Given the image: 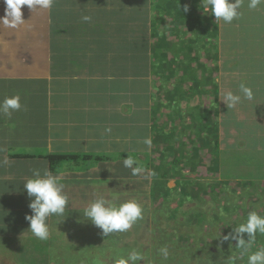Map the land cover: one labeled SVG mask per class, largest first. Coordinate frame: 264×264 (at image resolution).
Listing matches in <instances>:
<instances>
[{
	"label": "rangeland",
	"instance_id": "1",
	"mask_svg": "<svg viewBox=\"0 0 264 264\" xmlns=\"http://www.w3.org/2000/svg\"><path fill=\"white\" fill-rule=\"evenodd\" d=\"M112 1H117V4L113 5L116 10L126 11V18L130 21L128 25L135 23L139 28L138 31L132 32L130 28L127 31L123 30L122 33L128 36L118 38L116 35L113 40L111 33L120 19L119 15L118 18H112L115 14L105 15L104 19L95 21V25L101 26L110 36L109 39H104V47L110 55L109 47L117 46L119 52L123 51L121 52L122 60L127 67L132 68L133 65L130 63H137V70L142 73V77L146 73L150 79L156 99L154 102L156 106L160 105L156 110V118L160 123L155 126V131H164L163 134L167 138L162 140L163 143H155L164 147L161 150V158L164 160L161 166L166 163L169 154L176 153L175 156L179 155L180 162L179 167L173 168L179 171L177 175L181 174L184 177L174 175L168 179L159 178L158 181H163L162 186L169 189L167 197L156 199L151 187L149 199L146 202L137 200L143 197L144 188L138 185H134L136 190L132 187L130 191H126L124 188L122 192L128 195L125 201L137 200L143 207V217L128 231L114 232L109 236H104L102 230L87 220L83 213L84 209L99 196L111 200L113 197L120 198L123 195L122 193L120 196L119 191H115L111 184H105L104 187L99 185L102 190L94 186L90 191L81 185L82 179L73 180L76 183L69 185L73 201L70 202L68 197L64 216L52 215L48 219L49 236L46 240H40L31 234L30 223L24 226L22 212L26 205H14L13 235L5 233V228L1 229L3 233L0 235V264H114V258L127 256L133 250L140 251L145 257L140 264H231V258L234 256L238 257L236 264H247V254L241 255V250L236 247L237 241L234 239L225 241L223 237L233 234V229L246 220L249 212L257 211L264 214V167H256L261 158L260 138L257 144L255 139L251 138L249 147L238 148L235 145L233 149L231 145L236 144L237 130L231 128V135L226 132L224 120L227 117L223 116L222 108L225 105L223 90L231 83L226 77L230 73L220 68V60H215L214 55L221 54L219 38H216L217 42L214 41L215 39L210 41L206 39L205 45L208 46L201 49L199 42L193 43L197 40L195 34L199 28L198 24L203 25L197 17H191L189 14L175 17L177 11L174 15L173 11L161 14L160 7V11L154 9L150 13L154 15L148 23H145L142 18L131 21V8L135 4L120 3L125 0ZM136 1L140 3L141 0ZM155 1L151 0L149 6L152 7ZM186 1L189 3L186 5L190 11L194 0ZM137 6L148 8V5ZM197 6L202 15L207 12L211 14L210 10L204 12L201 0H197ZM24 7L28 8L26 5ZM105 9H109L108 6ZM137 13L141 17L146 14L140 12V9H137ZM27 17L32 19L34 16L24 12L25 21ZM158 17L163 19L159 23L161 37L168 42V45L162 47L164 52L162 56L165 54L171 62L170 65L167 63L168 67L164 69L155 66V58L159 57L160 50L159 43H156L158 36H153L155 35L154 22L158 20ZM155 18L157 20H154ZM79 23L85 24V21ZM257 25L259 30L254 31V38L259 39L264 35V18H259ZM81 31L99 33V28H83ZM136 38H143L144 47H140L138 51L131 48L130 53H127L126 47L129 43L126 40L133 41ZM189 40L191 44H188ZM261 41L263 42V38ZM191 45L194 47L192 51L189 50ZM210 45H213L211 51H209ZM170 66H173L175 70L169 68ZM242 69L240 65L236 70ZM195 72L198 73L200 83L193 86L189 76L190 73ZM234 72L233 74L239 76L240 73ZM185 74L187 79L182 80ZM170 75L173 76L167 79ZM113 82L117 85L118 80L114 79ZM180 84L185 90H189V93L186 96L180 94L181 106L177 109L172 106L171 99L179 97L177 88ZM255 101V98L247 100L246 105L251 102L252 106ZM198 107L201 113L200 120L194 124L196 120L192 122L188 115L199 112ZM196 127L202 130L199 135L196 134ZM175 140L178 142L175 143ZM228 149H233L234 152L241 151V157L248 161L242 163L237 160L236 154L231 155L234 165L237 166L240 162L239 165L242 168L236 167L234 170L239 173L243 169L241 178L226 177L224 165L222 169L217 170L215 159L222 160ZM156 155L157 151L152 149L150 156L154 161L157 159ZM255 157L258 161L255 160V164H251L250 160ZM162 168L167 166L144 167L145 171L137 179H149L153 183L155 173H159ZM67 170L63 167L62 171ZM110 179L114 178L109 176V179L105 180ZM178 179L183 183L184 180L189 183L182 189ZM60 183H63L61 179ZM87 194L94 196L86 197ZM31 214L27 212V215ZM22 228H26L25 232L16 234V231ZM244 238L248 239L247 234H244ZM164 246L169 249L167 260L159 254V249ZM260 247H264V236L257 234L251 251Z\"/></svg>",
	"mask_w": 264,
	"mask_h": 264
},
{
	"label": "crops",
	"instance_id": "2",
	"mask_svg": "<svg viewBox=\"0 0 264 264\" xmlns=\"http://www.w3.org/2000/svg\"><path fill=\"white\" fill-rule=\"evenodd\" d=\"M106 6L104 0H54L49 9L32 11L23 7V13H31L34 17H27L18 28L0 25V101L19 95L22 104V108L10 117L0 114V235L3 228L5 233L13 235L14 205H26L22 212L23 224L30 223L25 219L27 212H31L30 198L23 184L32 177L34 170L42 174L45 170L51 172L50 157L54 153L98 152L117 156L85 170L69 168L71 170L52 173L63 181L61 184L70 202L73 196L69 185L76 183L73 180L94 182L109 179V176L126 179L125 173L132 174L123 165L127 157L122 151H128L131 157L145 165L143 167H161L164 162L161 158L164 147L155 143H163L167 138L164 131H155L160 122L156 118L152 86L149 104L141 107L133 100V95L140 94L138 88L148 78L147 74L142 77L137 63H130L133 67L128 68L122 60L123 51L111 65L95 61V55L103 58L106 53L105 57L109 56L104 39L110 36L101 26L95 25L105 14L103 18L94 17L95 12L102 13ZM5 8L4 0H0V17L5 15ZM84 16L91 19L80 24ZM90 27L99 28V33L81 31ZM114 79L118 80L117 85ZM172 100L173 104L181 106L180 98ZM140 108L148 112L150 119L144 135L138 133L137 144L128 142L124 132L114 136L112 131L118 129L119 133L125 118ZM198 110L200 112V107ZM188 118L192 122L195 120L192 113ZM262 136L264 142V132ZM147 137L152 140L150 148L142 142ZM260 148L264 167V144ZM152 149L157 151L156 161L150 156ZM19 152L22 155L17 154ZM175 154H169L164 163L167 167L179 157ZM70 165L63 163L56 167ZM173 167L179 165L174 163ZM81 185L90 191L93 188L85 183ZM25 229H18L16 234L24 233Z\"/></svg>",
	"mask_w": 264,
	"mask_h": 264
},
{
	"label": "trees",
	"instance_id": "3",
	"mask_svg": "<svg viewBox=\"0 0 264 264\" xmlns=\"http://www.w3.org/2000/svg\"><path fill=\"white\" fill-rule=\"evenodd\" d=\"M104 1L107 4L109 9H105L102 13L95 12L94 17L103 18L102 16L104 14L109 15V16H112L113 14H115V17L113 16L112 18H118V15L120 16L119 23L117 24L115 28H113V32L111 33V37H113V40L115 39L114 37L116 35L117 36L118 35L128 36L122 33L123 30L127 31V29L130 28L132 29V32L138 31L139 28L135 23L128 25L130 21L126 18V15H127L126 11L122 9L119 11L113 7V5L117 4V1H112V0H108V1L104 0ZM150 1L151 0H141L140 1L141 4H140L136 0H125L124 2H120V3H124L128 5L135 4L134 5L135 7L133 6V8H131L132 10L131 12L132 20L131 21L142 18L145 23H148V21H150L154 15L150 13H152L154 9L157 11H160L159 10L160 7L162 8L161 14H165L167 12L173 11L172 14L174 15L175 14L174 12L177 11V15H175V17H178L180 15L184 16L187 14H189L191 17L192 16L197 17L200 20V23H202L203 25L198 24L199 28L197 29V33L195 34V38L197 40H195L193 43L199 42L200 47H202L201 49H205V47L208 46V45H205L206 39H208L209 41L210 39H213V40L215 39L214 41L217 42L216 38H219V42L221 46V54L218 55V53H216L214 55L215 60L216 61L217 59L220 60V68L224 72L230 73L226 75V77L230 81L229 83H231L230 86H227L226 89L223 90V94L226 91H232L235 94H240L239 90L237 89L239 88V85L241 83H244L252 89L253 99L255 98L256 100L254 103H252L253 104L252 106H251V102L250 104L246 105L247 100L243 98L241 102L238 103L233 108H228L226 104L222 106L223 116L227 117L224 120V123L226 124V132H228L231 135V131H232L231 128H235L237 130L236 140H235L236 144L233 143L231 146L233 149L235 145L238 148H240L241 146L244 148L249 147L251 143V138L255 139L256 144L259 142L258 138H260V147H261L264 144L263 136H262L264 132V120H263V117H264V35H262V38H263V42H262L261 41L262 38H259V39L254 38V34H255L254 31L259 30V25H257L259 24V18L261 17L264 18V5H260L257 9H249L247 7L248 0H245L243 8L241 9L243 14L238 19H234L231 23H224L223 21L216 20V17L214 15L209 14L208 12L205 13L204 15L199 13L198 6H197V0L193 1L194 5H192L191 10L186 13L182 11L183 9L179 8V7H184V5L186 4H189L186 0H156L153 3L152 7L149 6ZM94 3L96 2L94 1ZM137 5H143V6L148 5V8H141V7H138ZM137 9H140V12H145L146 14L142 15V17L139 16V14L137 13ZM142 9H146V11H142ZM136 17L138 18L136 19ZM154 20H157V19L155 18ZM162 20H163L162 18L159 19L158 17V20L154 22L155 23V26H154L155 35H153L154 37L158 36V41L156 43H159V46H160V50L158 51L159 57L155 58V66L156 68H159V69L167 68L168 67L167 63H169V65L171 64L168 58L165 57V54L164 56H162L164 53L162 50V47L164 48L166 45H168V42L164 38L161 37L162 32L159 29V23H161ZM249 22L251 23L247 25V23ZM192 29H195V28H192ZM142 40L143 38H138V39L136 38L133 41L126 40L129 43V46H127V48L129 49L130 47L129 50H131V48H135L138 51L139 49L144 47V43ZM188 44H191L190 40L188 41ZM190 47L191 48L189 50L192 51L194 47H192V45ZM209 48H210L209 51H211V49L213 48V45H210ZM109 51L111 52V55L109 54L108 57L104 56L103 58H101L100 55H95V61H99V62L103 61L111 65L110 63L112 61H116L119 57L118 55L119 48L117 46H114V47L110 46ZM147 65H148V61H147ZM240 65L243 67V69L240 71L236 70ZM169 68L174 69L173 66H170ZM234 71H236V73H240L239 76H237L238 74L236 75L233 74L235 73ZM186 74L182 80L187 79ZM197 75H198L197 72L193 74L190 73L189 81L191 83L193 82V86L200 83V78ZM171 76L173 75L168 76L167 79H169ZM216 81H218V78H216ZM150 85H151V81L149 78L143 80V82L141 83V87L138 88V90L141 91L140 94L138 96L133 95V100L136 103L135 105H140L142 107L143 105H146L147 103L149 104ZM191 88H193L192 85H191ZM177 91L179 93L178 98H180V94L186 96V94L189 93V90H185L182 84L179 85V87L177 88ZM173 101L174 100L171 99L172 106H174V108L176 107L177 109H179L180 107L178 103L175 102V104H173ZM158 106L160 105H157L156 107ZM191 108L193 109V107ZM200 115H201L200 112L192 113V116L196 120L194 121V124L198 123V121L200 120ZM241 116L242 118H240ZM149 119H150V115L148 114V112L144 108H140L139 110H136L134 114L132 113L130 114V116H127L125 118L124 127L123 129L120 130L119 133H118L119 130L116 129L112 131V134L117 137L118 134H121L124 132L127 137L128 142L132 143L133 145H136L138 141L137 140L138 133H140L142 136L144 135L146 128H147V122ZM244 122H246L247 124L246 123L244 124ZM252 127L254 128L252 129ZM198 128L200 127L195 128L197 135H199L202 132V130L200 131V129ZM201 128H203V126H201ZM144 139L145 138H143L142 142L144 141ZM233 149L226 150L225 157L222 160L215 159L214 163L218 167L217 170L222 169L223 168L222 165L226 167L224 168V171H225L224 175H226V177L227 176L229 177L239 176L241 178L243 177L242 176L243 169L239 173L234 170L236 167L242 168L239 165L240 162L237 163V166L234 165L232 163L231 155L233 153L236 154L235 156L237 157V160L242 161V163H247L248 161L244 160L241 157L240 155L241 151L234 152ZM22 152H19L17 154L22 155ZM248 152H252V151L248 150ZM121 154L122 155L124 154L127 157L129 155V152L122 151ZM13 156H16V155H13ZM110 157H117V156L110 154V153L100 154L98 152H90V153L83 152L81 154L79 153H72V154L54 153L50 157L51 165H52L51 172L52 173L62 172L63 167H56V166L63 164V163L71 164L70 165L71 167H66L68 170H71L69 168H72L73 170H85L87 168H90V166H92L93 164L99 161L110 159ZM256 158L257 157L252 158L250 160L251 164H255V160H257ZM262 159L263 158L261 157L260 162L257 160L258 163L256 164V167L257 166L263 167ZM179 162H180V159L177 158L170 163L171 167L162 168L161 170H159V173L156 172L154 175L153 183H151L149 179H137L139 176H141L140 174L128 175V173H125L124 175L126 179H110L109 181L96 180L94 182H92L93 180L85 179L83 180L82 183H85L92 187L96 186V184H99L103 187L105 184H111V187L115 191L117 192L119 191L120 196L123 193V195L120 198L116 197L117 203H122L123 201L127 199L126 197L128 195L122 192L124 188L126 189V191H130L131 188L134 187V185H138L139 187L144 188L145 193L141 199H137V200L138 201L142 200L146 202L149 199V195H150L149 189L151 187H152L153 196L156 199H159V197H167L166 195L168 194L169 189L166 186H162L163 181H158V179L159 178L168 179L170 176L179 174V171H176L175 168H173L174 163L178 164ZM161 167H166V164L162 165ZM145 168H150V167H145ZM127 169L131 170L129 168ZM177 176H183V175L180 174ZM184 183L182 180L178 179V184L179 186H181L180 188L182 189L185 188V186L189 183V181L187 182L186 180H184ZM220 185H223V184H220ZM98 188L102 190L100 187ZM134 189L136 190L135 187Z\"/></svg>",
	"mask_w": 264,
	"mask_h": 264
},
{
	"label": "clouds",
	"instance_id": "4",
	"mask_svg": "<svg viewBox=\"0 0 264 264\" xmlns=\"http://www.w3.org/2000/svg\"><path fill=\"white\" fill-rule=\"evenodd\" d=\"M4 3L6 5L5 15L0 17V25L8 28H18L25 22L22 12L25 5L32 11L49 9L53 6L54 0H4ZM243 5L244 0H201V7L204 12L210 10L211 15H214L216 20L224 23H231L234 19H238L243 14L241 11ZM260 5H264V0H248L247 3L249 9H257ZM182 11L188 12V6L185 5ZM90 19V16L83 17L84 21ZM239 93L226 91L223 94V102L228 108L235 107L241 102L242 98L246 100L253 99L252 89L244 83L239 85ZM21 108V97L19 95L5 97L3 101H0V114L5 116L10 117L13 112L19 111ZM143 143L150 148L152 140L147 137ZM123 165L125 168L131 169L133 175L145 171L144 167L129 155L123 159ZM23 185L30 198L29 208L32 213L25 217L30 222L29 231L36 238L46 240L49 236L48 218L52 215L64 216L68 205V196L64 192V186L60 183V177L53 175L48 170H45L43 174L40 170H34L32 177ZM83 215L93 225L101 229L104 236H108L114 232H126L131 229L139 219H142L143 207L135 199L117 203L116 197L110 200L104 196H99L84 209ZM244 234H247V240L244 238ZM257 234L264 236V214L251 211L248 213L246 220L233 229V234L224 236L223 240H236V247L241 250V255L247 254V264H264V247L251 251ZM159 254L167 260L169 257L168 247H161ZM236 259L238 257H232L231 264H236ZM144 260L145 257L140 251L133 250L127 256L114 258V264H140Z\"/></svg>",
	"mask_w": 264,
	"mask_h": 264
}]
</instances>
